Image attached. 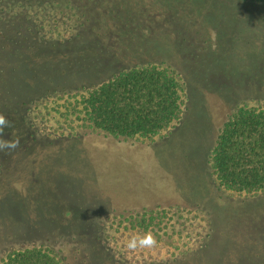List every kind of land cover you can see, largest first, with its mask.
<instances>
[{
    "label": "rangeland",
    "instance_id": "obj_1",
    "mask_svg": "<svg viewBox=\"0 0 264 264\" xmlns=\"http://www.w3.org/2000/svg\"><path fill=\"white\" fill-rule=\"evenodd\" d=\"M56 1L60 4L63 0ZM214 1L207 0L211 4ZM222 1L230 7L226 9L230 13L237 12L235 6L250 11L248 10L246 18L239 15L237 20H205L208 28L213 30L209 40L204 37L194 39V30H183L188 24H192V21L179 22L172 31L167 28L171 25L169 19L164 22H144L145 25L141 26L148 29L146 38L160 39V42L155 44L156 50L153 46H145L142 54L150 53L151 60L162 62L165 56L157 53H171L167 56V61L174 69L181 74L189 73V77L194 80L197 78L195 82L199 90L195 93V106L194 95L187 103L194 115L187 110L184 115L186 124L191 121L190 118H194L180 134L186 133L190 139H196V135L198 139L204 138L207 147L213 140L212 132L208 133L207 130V119L211 118L216 127L225 113L231 112L237 105L259 98L260 94L255 93L254 84L255 78L263 69L262 64L264 65V17L259 21L253 12H260L262 9L259 8L264 9V4L258 5L255 0ZM168 2L173 3L174 7H186L190 3V10H194L191 0ZM2 3L1 9L6 7L7 1ZM96 4L92 3L86 7L87 12L92 11L89 22L86 17L79 18L85 11L83 7L88 5L87 0L74 4L80 9L75 7L70 9L71 11L65 10L63 6L49 7L45 11L51 10L50 15H46L41 23L36 25L32 19L23 20L20 16L19 20L13 18L14 11L7 19L12 30L14 25V34L18 35L16 39L20 41L38 38L59 41L81 32L77 27L82 21L89 26L102 25L105 18L97 13L100 5ZM157 4L156 0L154 5ZM207 6L209 7V4L202 6L200 11L210 14ZM195 7L197 8V5ZM114 12L120 14L121 10L115 9ZM66 15L70 17H65ZM119 25L122 29L118 28L116 31L121 32L123 27L126 29V25L121 21ZM35 26L41 28L36 38L33 34ZM182 33L186 34L190 41L177 46L176 39ZM260 33H263L262 37ZM107 35L112 38V42L118 36L114 32ZM225 36L227 37L224 38ZM1 53L0 113L11 122V127L4 129L2 138H19V147L15 150L0 152V238L1 234L5 233V228L11 237L8 240L7 235H4L0 239L2 249H18L22 245L34 243L41 249L50 248L43 242L52 238L53 230L49 226L55 228L57 224L51 217L58 220L63 217L62 214L73 217V221L65 220V223L70 221L72 224L67 228L73 227L78 231L80 227L83 229L82 233L79 231L82 239L76 234L70 235L73 241L69 243V248L79 239L83 243L95 244L99 236V242L104 246L102 249L109 254L111 264H149L158 262L160 255H163V258L170 257L177 251L178 246L194 249L200 247L197 233H203V227H208L207 207H195L187 202L179 203L170 197L174 196L175 187L166 189L167 182L159 172L162 163L158 164V169L151 167L150 159L153 157L151 158L150 153L145 155L139 149L149 141L139 139L136 140L137 144L129 145L126 142L117 143L106 139L102 133L94 131L77 118L76 110H66L65 105L69 103L77 106L79 96L76 95L75 88H71L73 92H70V89L61 86L53 88L60 89L58 93L46 94L42 85L35 84L34 73L25 67L23 61L19 62L20 58H16L17 53L11 56H2ZM130 60L129 63L133 65L135 60ZM189 69L194 74H191ZM214 73H222L223 76H215ZM247 84V93L244 94L242 89ZM190 86L196 85L187 87ZM227 88L231 92L236 90V93L225 97L223 93ZM65 89L71 95L63 94ZM225 98L228 102L222 107ZM203 105L208 114L207 118L200 115ZM201 124L202 127L197 130L196 127ZM160 150L162 152L163 149ZM200 151L201 149L193 151L187 148L181 152L189 162L192 155H199ZM175 158H171L174 163ZM26 191H29V194ZM26 196L31 200L30 208L34 217L27 216L31 213L26 211L29 206V203L24 204L23 198ZM146 219H150L152 227L149 230L156 236L158 246L152 249H128L126 244L131 236L145 233ZM258 219L264 226L262 203L246 209L243 217L239 215V233H243L245 228L244 235L247 234V238H252L251 242H259L264 248V243L256 240L261 237L262 229L257 226L260 222ZM52 246H63V240H58Z\"/></svg>",
    "mask_w": 264,
    "mask_h": 264
},
{
    "label": "trees",
    "instance_id": "obj_2",
    "mask_svg": "<svg viewBox=\"0 0 264 264\" xmlns=\"http://www.w3.org/2000/svg\"><path fill=\"white\" fill-rule=\"evenodd\" d=\"M3 1L0 0V4ZM6 1V7L0 8L1 55L11 56L17 53L16 58H20L19 62L23 61L25 67L34 73L35 84L42 85L46 94L58 93L61 90L53 88L61 86L70 89V92H73L71 88H75L76 95L79 96L77 106L69 103L65 105L66 110H76L77 118L94 131L102 133L106 139L129 145L137 144L136 140L139 139L149 141L139 149L145 155L150 153L151 158L153 157L150 159L151 167L158 169V164L162 163L159 172L167 182L166 189L175 187V194L170 197L179 203L207 207L208 227H203V233H197L199 248L178 246L170 257L163 258L160 255L158 262L149 264H264V248L259 242H251L252 238H247V234L244 235L245 228L243 233H239L241 227L238 223L239 215L243 217L245 210L253 205L262 203L264 209V65L262 64L263 69L255 78L254 84L255 93L260 94L259 98L237 105L231 112L225 113L216 127L211 118L207 119L208 133L211 131L213 136L207 147L204 138L198 139L196 135V139H190L186 133L180 134L194 118H190L191 121L186 124L184 115L185 110L194 115L187 103L194 95L195 106V93L199 90L195 82L197 78L194 80L189 77V73L181 74L174 69L167 61V56L171 53H157L166 57H163L162 62L151 60L150 53L142 54L145 46H153L156 50V45L160 42L159 37L158 40L154 37L146 38L149 33L146 27L142 28L144 22H164L169 19L171 25L167 28L172 31L179 22L192 21L183 30H194V39L204 37L209 40L213 30L208 28L207 19L237 20L239 15L246 18L249 9L235 6L237 12L230 13L226 10L230 7L222 0H215L213 4L207 0H191L194 10H190V3L186 7H174L168 0H157V5H154L156 0H87L88 5L83 7L85 11L79 18L86 17L89 22L92 11L88 10L89 15L86 14V7L98 1L96 5L100 6L96 11L100 17L105 18L102 25L89 26L82 21L77 27L81 32L70 38H61L59 41L42 38L20 41L16 39L18 35L14 34V25L12 30L7 19L11 12L14 11L13 18L19 20L20 16L23 20L32 19L36 25L46 15H50L51 10L45 11L47 8L63 6L65 10L71 11L76 7L74 4L82 3L83 0H63L60 4L56 0ZM255 1L258 5L264 4V0ZM207 4L210 14L200 11ZM115 9L121 10V13L114 14ZM259 9L262 10L253 12L260 21L264 17V9ZM119 21L126 25V29L123 27L121 32L116 31L118 28L122 29ZM21 28L23 29L22 26ZM40 32L41 28L35 26L34 37ZM111 32L118 35L113 39L114 42L107 35ZM141 35L144 37H139ZM189 41V37L182 33L176 39V45ZM130 59L135 60L133 65L129 63ZM189 71L194 74L190 69ZM214 74L223 76L222 73ZM193 84L196 86L187 87ZM247 86L249 85L242 89L244 94L247 93ZM67 89L63 94L71 95ZM233 93L236 90L231 92L227 88L223 94L228 97ZM227 102L225 98L222 107ZM206 113L203 105L200 115L207 118ZM201 127L202 124L196 129ZM187 148L193 151L201 149L199 155H192L190 163L181 152ZM160 149H166L167 152H161ZM172 157H176L175 163L172 162ZM26 192L29 194V191ZM23 200L24 204L29 203L26 211H30L31 215L27 216L34 217L30 208L31 200L28 196ZM62 215L58 220L51 217L57 224L55 228L49 226L53 230L52 238L43 242L50 248L41 249L36 243L22 245L18 249L5 250L0 247V264L112 263L107 251L102 249L104 246L99 242V236L98 242L94 241L95 244L83 243L80 241L83 229L78 228L80 233L76 228H67L72 224L70 221L65 223V220L73 221V217ZM85 224L86 221L82 226ZM257 226L262 229L261 237L256 240L264 243V226L261 221ZM151 227L150 219H146L145 232ZM4 231L0 239L7 235L10 240L8 230L5 228ZM72 234L78 235L80 239L69 248V243L73 241L70 236ZM60 239L63 240V246L53 247L52 244Z\"/></svg>",
    "mask_w": 264,
    "mask_h": 264
},
{
    "label": "clouds",
    "instance_id": "obj_3",
    "mask_svg": "<svg viewBox=\"0 0 264 264\" xmlns=\"http://www.w3.org/2000/svg\"><path fill=\"white\" fill-rule=\"evenodd\" d=\"M11 127V122L6 118L3 113H0V152L13 151L19 147V138L15 140H4V129ZM158 246L156 236L151 230L143 233L136 234L129 238L126 247L130 250L137 249H152Z\"/></svg>",
    "mask_w": 264,
    "mask_h": 264
}]
</instances>
